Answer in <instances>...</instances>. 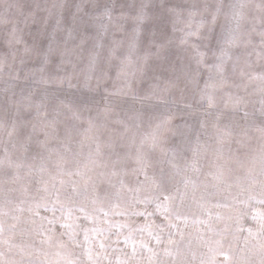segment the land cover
Here are the masks:
<instances>
[{
  "label": "snow or ice",
  "instance_id": "6c2138e0",
  "mask_svg": "<svg viewBox=\"0 0 264 264\" xmlns=\"http://www.w3.org/2000/svg\"><path fill=\"white\" fill-rule=\"evenodd\" d=\"M250 2L252 17L245 12L249 3L229 0L223 24L224 0H217L215 10L207 0H186L187 7L140 0L127 46L113 40L106 49L107 25H93L102 28L99 39L83 28L76 33L77 16L100 0H77L70 26L62 4L51 30L49 10L31 44L24 36L37 23L35 11L25 13L21 0H0L24 17L22 27L16 21L0 36L6 49L0 50V97L13 109L7 135L20 153L14 159L4 147L0 155V264H264V150L248 162L239 159L253 134L264 141V0ZM157 8L179 36L157 40L153 30L144 43L150 9ZM102 15L113 22L111 7ZM173 47L179 52L170 60ZM249 48L253 51L241 53ZM138 84L144 85L142 93ZM189 92L210 108L218 107L220 93L225 111L245 122L258 114L260 124L222 128L218 112L214 144L202 141L179 111L181 104L193 109L185 100ZM257 95L259 107L250 111V98ZM120 96L143 107L118 113L113 98ZM157 108L162 114L153 115ZM146 117L150 130L144 132ZM190 141L189 156L183 146ZM233 143L239 145L235 153ZM210 153L215 159L205 172L201 159ZM237 170L244 175L236 176ZM218 193L227 199L212 207L231 214L216 213L215 219L235 220L234 232L227 226L217 230L210 219L184 218L180 209L186 201L206 210ZM155 217H162L160 223ZM245 217L255 227L244 228ZM138 218L147 223L133 224ZM103 223L106 229L97 226ZM189 223L206 228L186 234L181 224ZM194 247H207L209 255L198 257Z\"/></svg>",
  "mask_w": 264,
  "mask_h": 264
},
{
  "label": "rangeland",
  "instance_id": "374dc122",
  "mask_svg": "<svg viewBox=\"0 0 264 264\" xmlns=\"http://www.w3.org/2000/svg\"><path fill=\"white\" fill-rule=\"evenodd\" d=\"M11 3V0H9ZM21 2L25 5V13L27 12H33L35 11V16L37 23L33 24L31 26V35H29V29L25 28V40L31 44L33 42V37L37 34L39 31V28L44 24V21L46 17L49 15V10L51 11V18L48 21V27L49 30H51V27L56 23L57 18L59 17L61 13V5L63 4V15H64V23L66 25H71V16L73 11L75 10V6L77 4V0H21ZM217 0H207V3L209 7L213 10H215ZM234 3L236 2H245L249 3V7L245 9V12L249 17H252L254 15L253 6L250 0H233ZM258 2V0H256ZM169 3L175 4L178 7H187L186 0H169ZM229 3V0H224L225 7L222 10L221 13V23L227 24V21L225 20L224 14L228 13L230 9L227 7ZM140 4V0H100L99 5L96 8H93L91 4H88L85 9L84 13H88L89 15L95 17L97 14H100V19H90L89 15H85L84 13H81L76 18V33L77 36L80 34V30L83 28L87 33L95 37L97 39L101 38L99 33L102 31V28L100 27H94L93 25L97 26H108L107 35L103 37L104 44L107 47H110L113 40L120 41L123 40L125 42V47L127 46V43L129 42V33H131L134 24L132 17L136 15L137 7ZM112 8L113 11V22H109L106 19H104L102 13L104 9L106 8ZM200 7H203V4L200 3ZM152 13V21L150 24H148L145 27V37H144V43H147V40L150 37L151 32L154 30L156 32L155 39L162 40L166 39L168 37H171L175 35L176 37L179 36V33L173 34L171 31V26L169 23V18L167 16V13L164 12L162 9H150ZM258 15V14H257ZM7 19L10 21L8 24L2 23L3 20ZM23 19L24 17L21 16L19 13L15 11V9H10L8 4L0 5V36H2L6 31H8L12 27V23H15L16 21L20 22V26H23ZM254 23V21H253ZM245 28L250 27L249 23L245 21L244 24ZM123 28V31H120V29ZM93 43V40H89V46ZM0 50H6L3 49V46L0 45ZM253 49L249 48L247 50H241V53L244 52H251ZM179 52V49L176 47H173L171 51L168 53L170 56V60H175L176 54ZM254 55V54H253ZM167 67V65H166ZM137 89L142 93L144 91V85L138 84ZM195 95L198 100V93L195 92H189L185 96V100L187 103H192L194 105L193 109H184L182 104L179 111L181 112V116L183 119L187 120L189 124H192L193 127L201 132L200 139L202 141H208L210 143L214 144L213 135H214V129L212 127V124L216 122V117L218 112H223V116L219 121V124L222 128L229 127L233 128L234 130L239 131L237 128V125H245L248 127H254L258 126L260 124V118L257 114L254 117H251L247 122L240 119L239 115H233L231 112L225 111L223 109V101L221 100V94H216V103L218 107H207L206 105H201L199 103L195 102ZM253 103L250 106V111H254L255 108H258L259 105L256 103V101L259 100V96H252L250 98ZM114 107L118 113H128L132 114L137 110H140L143 105L140 101L135 100L131 98L130 96H120V97H114L113 98ZM146 103V102H145ZM173 111H177L176 107L173 106ZM147 111V110H146ZM162 114V110L157 108L154 110L153 115H160ZM181 117H177V120H179ZM13 119V109H11L8 106L7 98L6 97H0V125H3V128L0 129V155L3 154L2 150L4 147H8L10 153L13 155V158H20V153L14 151L11 148V143L9 141L7 131L8 128L11 125V121ZM175 122V121H174ZM201 122H206L208 127L206 130H200L199 125ZM149 120L146 117L145 118V125L142 131L147 132L149 131L148 127ZM206 131V134L205 132ZM15 139V138H13ZM175 145L174 140L169 141V147H172ZM194 146V141H190L187 144H185L183 147L185 148V155L191 154V148ZM231 150L233 153L237 151V148L239 145L233 143L231 146ZM264 150V141H261L258 136L253 134V139L251 140V143L249 146L245 149H241L239 153V159L243 160L245 162H248L250 158H258L261 151ZM158 156V154H157ZM214 155L209 154L207 158L201 159V165L205 172L208 171L209 167L214 162ZM233 167H236V164L233 163ZM256 167H259V161L257 159ZM2 174V173H0ZM236 176H243L244 172L243 170H237L235 172ZM227 199V196L225 193H218L215 196L210 198V202L207 206V209L204 210L199 207L198 204L193 203L192 200H188L185 202L184 206L180 211L183 213L184 218L188 219L190 222L193 219H204L209 220L214 228L217 230L223 229L225 226L229 228L230 231H235V229L238 227L237 222L235 220H220L217 221L215 219V214L220 213L227 217L230 215V211L228 209L224 208H215L212 207V204L215 203V201H223ZM255 207H259L254 205ZM260 210L264 211V208H261ZM208 212L212 213L211 218L208 216ZM41 215H51L50 213H44L41 211ZM157 223H160L162 220V217H155L154 218ZM116 221L122 222L121 218L117 217ZM133 224L137 226H142L143 224L147 223V221L143 220L142 218L134 219L132 221ZM177 223H180V221H177ZM240 224L244 228L248 227H255L254 222L251 220V218L245 217ZM89 226H91L89 224ZM98 227H102L106 229L108 227L107 223H103L100 225H97ZM58 231H62V229H59L57 226ZM181 228L186 232V234H192L195 235L197 229L204 230L206 228V225H193L192 223H189L186 227L181 224ZM147 233H145V236ZM241 239L243 237L247 236V232H242L238 234ZM209 239H211V234H208ZM82 239V237H81ZM114 239V237H113ZM138 243V242H137ZM123 246V245H121ZM154 246V242H153ZM182 246V245H181ZM242 247V244H241ZM130 250V249H129ZM78 251V250H77ZM193 251L196 252L197 256L203 255L204 257H207L209 255L207 247H194ZM147 253H145V256ZM234 257L238 258L240 255L239 250L233 251ZM189 259L191 257L189 256ZM219 260L223 261V256L218 258Z\"/></svg>",
  "mask_w": 264,
  "mask_h": 264
}]
</instances>
